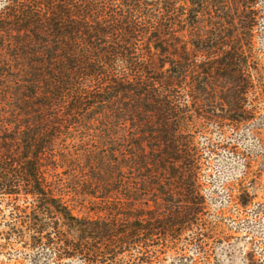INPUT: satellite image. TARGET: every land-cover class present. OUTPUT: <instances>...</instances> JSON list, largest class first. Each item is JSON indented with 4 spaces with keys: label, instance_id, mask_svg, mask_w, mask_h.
Returning a JSON list of instances; mask_svg holds the SVG:
<instances>
[{
    "label": "trees",
    "instance_id": "1",
    "mask_svg": "<svg viewBox=\"0 0 264 264\" xmlns=\"http://www.w3.org/2000/svg\"><path fill=\"white\" fill-rule=\"evenodd\" d=\"M258 5L6 0L0 6V64L7 70L0 73V205L6 206L0 249L21 241L37 250L35 264L49 256L56 264H152L177 252L181 241L206 253L203 238L216 230L202 218L204 164L186 139L192 128L215 122L222 132L225 121L249 125L264 111V62L253 40ZM204 18H228L230 26L197 28ZM196 29L205 34L187 40ZM227 29L234 36L224 38ZM82 130L122 133L123 146L111 154L93 159L87 152L94 182L68 165L69 157L83 164L67 143ZM258 141L264 161V139ZM63 166L68 169L54 174ZM244 168L239 193L229 200L249 213L255 194L243 184L256 182L251 159ZM72 171L73 182L61 177ZM69 196L89 198L93 214L76 215ZM256 214L257 220L264 211ZM184 252L180 262L189 264ZM248 261L264 264L251 253Z\"/></svg>",
    "mask_w": 264,
    "mask_h": 264
},
{
    "label": "rangeland",
    "instance_id": "2",
    "mask_svg": "<svg viewBox=\"0 0 264 264\" xmlns=\"http://www.w3.org/2000/svg\"><path fill=\"white\" fill-rule=\"evenodd\" d=\"M5 1L0 0V6ZM259 4L258 8L261 9V12L254 30L253 40L254 50L264 62V0H259ZM230 20L228 18L226 20L214 18L211 22L204 18L201 19L197 28L206 29L207 26H212L213 24L229 27ZM199 33L205 34L202 29L191 30L189 35H186V39L189 41L194 40ZM234 34L235 30L227 29L223 36L228 38L234 36ZM3 71L7 70L0 64V73ZM0 94L4 95L1 78ZM262 127V136H253L252 132ZM221 130L223 131H220L215 122H209L201 127L192 128L193 137H187L186 139L189 142H195L204 164L202 182L207 188L204 194L208 195V207L206 214L202 218L216 230L214 233H210L209 239L203 238L202 244L206 253H200L197 247L181 241L176 245L178 246V249L176 248L177 252L170 251L158 256L153 260L152 264H181L179 259L181 256L178 253L182 252V250H185V252L181 254L191 259L189 264H249L250 253L256 256L257 259H264V214L257 220L255 219L258 215L256 214L258 209L264 211V161L262 159L263 152L258 141L259 138L264 139V111L257 114L252 124L238 125L225 121L224 129ZM121 134H117V131L115 133L113 131L107 133L100 130H82L79 134L76 133L73 140H68L67 143L73 153L80 155L79 159L83 160V164H80L79 160L74 162V159L69 157L71 160L68 161V165L72 170L81 172V179L94 182V172L87 167V152L90 151V157L93 159H100L103 152L111 154L114 150L123 146ZM93 135L96 138H92ZM212 144L214 146L218 145V149L212 147ZM257 157L259 158L258 161H256ZM109 158L113 160L110 155H106L104 159ZM246 159H251L252 173L254 174L252 178H256L255 183L251 179V182L249 180L243 184L246 189L255 194L252 203L247 207L249 213L242 212V209H239L238 206L230 204L229 200L231 193L235 192L236 195L239 193V181L245 170L244 163ZM67 169L68 167L63 166L62 169H58L54 174H62ZM260 171H263V174H260ZM71 173L73 171L68 176L61 175V177L71 183L75 180ZM229 186V190H223V188ZM65 199L69 200V204L76 215L87 216L93 214L89 210V198H72V196H69ZM0 208H6V206L2 207L0 205ZM246 218L249 221H241ZM2 230L5 231L6 229ZM194 231L205 232V230L200 228ZM36 252L37 250H32L21 241L13 240L4 250L0 249V264H35L33 259ZM40 252H44V250ZM55 261L52 256L41 257L36 264H56ZM183 261L185 262L186 260Z\"/></svg>",
    "mask_w": 264,
    "mask_h": 264
}]
</instances>
